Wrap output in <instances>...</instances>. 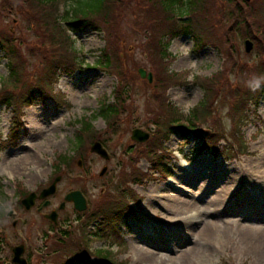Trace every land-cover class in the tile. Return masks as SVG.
<instances>
[{
	"label": "rangeland",
	"instance_id": "rangeland-1",
	"mask_svg": "<svg viewBox=\"0 0 264 264\" xmlns=\"http://www.w3.org/2000/svg\"><path fill=\"white\" fill-rule=\"evenodd\" d=\"M150 1L140 0L137 6L138 0H125L120 12L117 47L123 51V65L129 72L130 83L126 88L125 112L114 126L116 129L107 124L99 110L105 99L113 102L118 79L99 65L107 39L103 32L91 28L75 35V47L82 55L83 65L75 73L60 74L56 83L61 94L59 100L55 97L37 100L24 107L19 117L13 108L0 104V209L6 213L0 221L4 239L0 264L11 261L12 249L20 243L25 244L23 255L29 264H64L73 258L72 252L65 250L64 238L86 242L96 232L101 233L100 237H94L90 247L111 248L118 261H127L125 264H264V96L259 103L249 106V120L242 126V132L250 153L239 159H224L221 154L213 158L207 149H202L196 136L199 129L187 132L186 128L175 126L167 137L163 130V125L171 121L168 113H186L203 100L204 88L195 82L199 77L216 74L222 77L221 71L232 64L226 75L227 84L222 86L226 94L221 90L222 95L214 106L223 126L230 130L233 127L228 112L231 93L235 81L248 90L252 79L249 68L259 61L257 44L243 33L226 30L219 35L225 43L196 47L190 34L180 33L170 42L169 58L158 59L149 53V47L157 44L162 35H152L149 26L135 24L150 8ZM246 2L253 10L264 4V0ZM206 3L210 5L206 20L208 24L216 23L219 29L222 0H206ZM12 4L13 12L0 13V29H13L21 37L29 60L28 70L35 75L37 68L31 67L43 65L44 37L38 29L28 26L27 19ZM214 6L218 8L211 10ZM201 19L205 26L206 20ZM227 21L228 18L223 22ZM146 33L150 34L149 38ZM248 39L254 44L250 51L245 47ZM7 64L0 48V86L8 73ZM140 67L147 75L152 73V81L140 75ZM242 68H246V73ZM168 73H176L179 78L170 83ZM160 95L165 105L160 102ZM86 120L93 125L83 133ZM56 123L55 133L61 143L47 144L45 138L52 132L46 130ZM137 128L149 134L145 141L132 139ZM44 130L50 134H43ZM80 140L83 145L78 151ZM97 141L107 149L109 158L91 151ZM224 144L221 141L220 148ZM162 146L171 152H165ZM154 148L167 155L170 175L165 176L159 168H154L147 154ZM25 156L32 157L31 163L21 167L19 159ZM61 156H67L69 163L72 161L69 167H61ZM35 162H40V166ZM133 166L138 168L137 172L146 173V177L141 183L129 179L125 185L122 176L133 172ZM104 168L106 171L101 174ZM58 175L62 179L57 190L47 197L49 204L39 211L40 203L45 201L39 198L40 193ZM129 187L141 199L140 203L131 201L133 210L126 224L120 220V230L109 216L106 218L109 226L107 222L102 225L99 218L90 220L94 208L102 207L105 200L114 197L110 194ZM177 187L190 190L181 193ZM73 190H81L85 195L88 206L84 211L68 203L60 209L66 195ZM221 190L224 196L218 197ZM31 192H36L38 197L32 208L27 209L22 201ZM181 198L183 204L175 203ZM54 209L59 213L57 225L44 216ZM81 227L87 233L85 236ZM140 247L157 253L146 255ZM159 254L165 259L156 256ZM90 260V264H104L97 256Z\"/></svg>",
	"mask_w": 264,
	"mask_h": 264
},
{
	"label": "trees",
	"instance_id": "trees-1",
	"mask_svg": "<svg viewBox=\"0 0 264 264\" xmlns=\"http://www.w3.org/2000/svg\"><path fill=\"white\" fill-rule=\"evenodd\" d=\"M124 1L13 0L11 2L10 0H2L0 13L2 12L5 15L6 12H13L12 3H14L17 13L22 14L27 19L28 26L31 29L40 31L45 41V56L41 62V64L43 63L42 66L31 67V69L37 68L35 75L31 74L28 70L29 60L25 56L23 43L20 41L21 37L15 35L13 29L8 31L0 29V48L4 50V56L8 61V73L1 79L0 104L13 108L17 117H19L24 107L31 106L37 100L47 97H55L59 100L61 94L56 90V83L60 74L75 73L80 71L83 65V61H81L82 55L75 47V35L87 28H91L103 32L107 39L106 48L102 51L98 60L99 65L118 79L116 92L113 94V102H108L105 99L99 110V115L102 116L107 124L116 129L117 127L114 126L119 121L121 114L125 112L128 99L126 88L130 83L127 77L129 72L123 65L125 63L124 54L117 47L120 42L116 39L119 32L120 12L125 6ZM150 2V8L146 10L142 17L140 16L136 20L135 24L138 26H149L150 30L148 31L152 35L154 33L162 35L157 44L153 45L152 48L149 47V53L158 59L169 58L170 42L180 33L190 34L196 47L209 43H225L226 41L219 35L223 32L225 33L226 30H231L236 34L243 33L245 37H250L256 42L259 61L249 68L252 79L248 83V90L245 91L239 85L240 82L235 81L236 87L231 93L232 103L228 112L233 121V127L230 130L223 126L221 117L216 114L214 106L222 95L221 90L224 89H222V86L225 87L227 84L226 75L232 69V64L230 67L226 66V71H221L222 77L221 74L204 78L199 77L198 81L195 82L204 88L203 100L186 113L181 112L179 115H175L174 113L176 112L173 114L168 113V119L171 121H169V124L163 125L166 137L167 134L171 133V128L175 126L186 128L187 132L192 129H199L192 131H196V136L201 140L202 149H207L213 158H218L221 154L224 159L233 160L250 153L242 132V126L249 120V106L251 103L256 105L259 103L260 98L262 99V96H264V4L262 7L260 6L253 10L246 0H222V6H220L222 19L218 21L219 29H216V23L208 24L206 20L205 14L210 10V5L206 3V0H151ZM140 3V0H138L136 5H140ZM216 8L218 7L214 6L211 10ZM183 16L184 18H182ZM198 17L200 18L199 21H197ZM201 18L206 20L205 26ZM226 18H228V21L223 22ZM149 37L150 34L147 38ZM228 44L232 45L233 43L228 42ZM34 57V54H32V58ZM241 71L246 73V68H242ZM178 78L176 73H168V81L170 83L177 81ZM257 81H259V87H256ZM166 85L164 87L165 90ZM235 85L233 84V86ZM165 90L163 92L164 98ZM224 93L226 94V88ZM165 100L160 95V102L163 101L164 105ZM62 103L66 104V102ZM173 110L175 111V109ZM163 111H166V108ZM92 125L91 121L86 120L83 123L82 132L90 131ZM80 141L78 151L82 149L81 146L83 145V141ZM221 141L225 142L222 148H220ZM161 148L165 149V152H171L165 146ZM165 152L158 153V148H154L149 150L147 154L151 158L154 168H159L167 176L172 173V170L169 167ZM66 157L61 156V167L70 166L72 161L69 163ZM137 170L138 168L136 167L135 169V166H133V172H126L122 176L121 181L125 182V185L129 179L138 180L141 183L146 177V173L137 172ZM109 196L114 197L110 200H105L102 207L94 208L90 220L99 218L103 220L101 222L102 225L104 222L109 224L106 219L109 216L114 218L115 222H117L116 227L120 230V220L126 224L127 217L133 210L131 201L140 203L141 198L130 187ZM5 215V211L0 209V221ZM82 230L85 236L84 227ZM99 234L101 233H94L91 236L93 238H87L86 242H82L83 239L72 240L69 237L64 238L65 250L69 249L73 257L67 259L66 264H77L74 262L75 260L79 262L88 261L91 256H97L104 264H125L127 261H118L115 252L111 248H97L94 250L90 247L94 237H99ZM1 235L0 233V250L2 249L1 245L4 243ZM117 235L120 236L119 233ZM88 242L89 245L85 244ZM75 243H78V245H74Z\"/></svg>",
	"mask_w": 264,
	"mask_h": 264
},
{
	"label": "water",
	"instance_id": "water-1",
	"mask_svg": "<svg viewBox=\"0 0 264 264\" xmlns=\"http://www.w3.org/2000/svg\"><path fill=\"white\" fill-rule=\"evenodd\" d=\"M253 41L248 39L245 41V47L247 51H250L253 48ZM140 73L142 77H148L149 81H152L153 77H152V73H148V75L146 74V70L144 68H140ZM149 137V134L147 132H144L142 129L137 128L133 131V135H132V139L143 142L145 141L147 138ZM91 151L97 152L99 153L101 156L108 158L109 154L107 152V150L103 147L102 143L100 141H97L93 144V146L91 147ZM106 171V168H104L102 170L101 174H104V172ZM61 176H57L55 178V180L53 181V183L49 186L46 187L45 189L42 190V192L40 193L39 198H47L50 195L54 194L55 191L57 190V183L60 181ZM37 194L36 192H31L30 195H28L27 197H25L22 201V203L25 205L26 208H31L35 202H36V198H37ZM66 201H73L75 204V207L82 211L85 210L87 207V201L85 196L83 195V193L80 190H73L71 192H69L66 197H65V202H63L60 206V208H64ZM50 202V200H46L41 208L45 207L46 205H48ZM40 208V209H41ZM47 218L52 219L55 223H57V218H58V214L57 211H52L49 214H46ZM16 224V222H15ZM25 252V245L24 244H20L17 245L13 248V253L14 256L12 258V262H16V263H20V264H27V259L24 258L22 255ZM12 262H7V264H12Z\"/></svg>",
	"mask_w": 264,
	"mask_h": 264
},
{
	"label": "bare ground",
	"instance_id": "bare-ground-1",
	"mask_svg": "<svg viewBox=\"0 0 264 264\" xmlns=\"http://www.w3.org/2000/svg\"><path fill=\"white\" fill-rule=\"evenodd\" d=\"M140 68H143V67H140ZM140 68H139V72H140ZM140 75H141V73H140ZM57 126H58L57 123L55 125H52V127L49 126V128L47 129L48 131L46 130V132H52L51 134L50 133H45V130H44V132L42 131L43 134H50L49 136H47L45 138V141L47 142V144H48V142L49 143H51V142H58L59 144L61 143V141L58 140V136L55 133V131L58 129ZM45 141H44V143H45ZM30 158H32V157L31 156H25L23 158H20L19 161L21 162V164H19V166L22 167V165L23 166H26L27 164L31 163ZM35 163L37 164V162H35ZM39 163L37 164L38 167L40 166ZM177 190H178V192H181V193H187L188 190H190V189H188V188L180 189V187H177ZM217 196L218 197L224 196V190L218 191ZM176 201H175V203H177L178 205L184 203V199H182V198L181 199H176ZM138 249L144 251V253L146 255H153V254H156L157 253L155 251H151L147 247H140ZM156 256L157 257L159 256L160 258L165 259V257L162 254H159V255H156Z\"/></svg>",
	"mask_w": 264,
	"mask_h": 264
},
{
	"label": "clouds",
	"instance_id": "clouds-1",
	"mask_svg": "<svg viewBox=\"0 0 264 264\" xmlns=\"http://www.w3.org/2000/svg\"><path fill=\"white\" fill-rule=\"evenodd\" d=\"M256 87H259V81L256 82Z\"/></svg>",
	"mask_w": 264,
	"mask_h": 264
},
{
	"label": "flooded vegetation",
	"instance_id": "flooded-vegetation-1",
	"mask_svg": "<svg viewBox=\"0 0 264 264\" xmlns=\"http://www.w3.org/2000/svg\"><path fill=\"white\" fill-rule=\"evenodd\" d=\"M42 203H43V202L40 203V206H41ZM44 214H45V213H44Z\"/></svg>",
	"mask_w": 264,
	"mask_h": 264
}]
</instances>
